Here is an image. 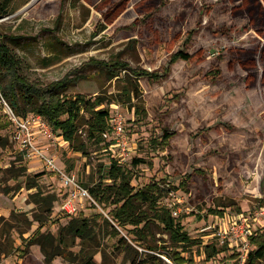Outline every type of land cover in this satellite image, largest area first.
<instances>
[{"label":"rangeland","instance_id":"374dc122","mask_svg":"<svg viewBox=\"0 0 264 264\" xmlns=\"http://www.w3.org/2000/svg\"><path fill=\"white\" fill-rule=\"evenodd\" d=\"M139 1L10 0L3 6L5 0H0V36L21 61L22 74L30 83L41 88L66 78V95L94 99L120 94L126 83L123 78L130 76V71L111 80L101 69L102 62H122L132 70L163 74L158 81L133 79L140 99L118 105L132 147L121 167L132 175L135 188L153 181L166 189L177 188L160 204L172 210L190 238L202 243L185 256H193L195 264H239L232 250L205 262L202 247L213 241L220 243L215 230L208 229L220 217L209 214L217 205L226 206L218 207L224 209V215L239 209L256 220L257 232L264 229V78L258 79L257 88L247 90L246 73L231 71L226 56L219 57L218 62L213 55L172 62L182 44H189L185 49L191 54L197 47L224 48L228 41L204 31L188 43L187 32L194 30L196 18L192 6L182 7L176 0L165 8L156 1L139 8ZM182 8L187 10L183 11V28L176 25ZM3 9L7 16L1 14ZM223 17L216 13L207 22L217 27ZM250 32H232L231 40L248 45L253 36ZM179 33L182 39L176 43ZM136 107H142L145 115L137 114ZM165 130L173 135L167 147L159 145ZM11 133L0 109V264H84L76 256L81 250L91 255L90 264H130L119 250L120 236L112 235L104 224L109 209L86 202L76 215L62 213L60 205L65 196L59 174L20 154L10 141ZM81 138L85 142V135ZM41 147L81 186L100 182L110 166L108 154L90 144L85 153L47 142ZM135 159L144 162L135 164ZM196 170L202 171L203 177L193 174ZM38 174V188L30 189L32 177ZM187 175L192 177L182 189L180 183ZM37 192L42 197L56 196L51 216L44 205L32 200ZM78 216L89 219L92 238L72 242L67 235L74 262L57 256L46 263L40 246L30 244L33 234L39 231L56 236ZM119 231L121 236L127 235ZM151 234L158 247L169 244L168 235L157 226L151 227ZM137 249L139 255L147 252ZM153 254L169 264L166 256Z\"/></svg>","mask_w":264,"mask_h":264},{"label":"trees","instance_id":"16d2710c","mask_svg":"<svg viewBox=\"0 0 264 264\" xmlns=\"http://www.w3.org/2000/svg\"><path fill=\"white\" fill-rule=\"evenodd\" d=\"M10 0H5L3 6H6ZM114 10V8H111ZM3 16H7L5 9L2 10ZM115 12V11H114ZM112 11V14H114ZM0 36V95L8 103L16 115L25 117L29 114L40 115L51 128L63 136L69 146L75 148L76 151L85 153L87 144L104 149L108 146L103 140V134L108 129L109 106L111 104H126L132 99H140V89L137 84H133V79L146 77L151 81H158L163 78V74L159 75L155 72H147L145 70H132L128 68L126 63L102 62V68L107 71L109 78L112 80L119 77L123 71H130V76L123 79L126 80L122 86L120 94L109 97L96 96L94 99L86 98L81 95H66L63 92L67 87V79L50 83L45 87H36L30 83L22 74L21 61L6 46ZM188 62L191 58L174 54L172 62L177 60ZM190 59V60H188ZM165 75V74H164ZM259 75V73H258ZM263 78V76H262ZM120 79V78H118ZM135 82V83H136ZM107 107H102L103 105ZM129 104V108H131ZM137 114L145 115L142 107H136ZM85 135V142L81 137ZM173 137L168 131H164L159 145L167 147L170 139ZM2 138L0 137V142ZM135 164L144 161L135 159ZM193 174L203 177L204 173L196 170ZM100 182L91 187L83 186L88 190L90 196L100 207L108 210V217L104 218V224L110 228V233L115 237H119L117 244L119 250L125 253L130 264H165L160 257L155 256L153 252L160 253L168 258L173 264H195L192 249L195 246L200 247L202 243L197 239H192L184 230L178 218H175L172 211L160 204V201L167 193L177 188L166 189L160 182H150L142 188H135L131 185L132 175L118 166L113 160L110 166L104 171ZM41 174L34 177L33 183L29 188H38L36 179ZM192 175H187L180 187L185 189ZM110 181L107 183L105 181ZM170 187V186H169ZM38 191V190H37ZM32 200L36 204L44 205L48 216L52 214L53 203L57 200L56 196L48 195L42 197L40 192L32 195ZM225 205H217L213 210H209V214L223 216ZM241 211L237 209V213ZM39 222V221H38ZM157 226L165 234L168 235L169 244L158 247L152 237L151 227ZM92 225L88 218L78 216L72 218L68 224L61 229V232L53 236L35 232L31 238L30 244H38L44 255L46 263L57 257H63L67 261L74 262V254L70 251L67 235H70L72 242L75 239L92 238ZM126 231V236H121L120 231ZM65 232V235H63ZM130 237V239H129ZM132 242L134 244H132ZM249 242L254 249L248 253L245 264H263L264 263V229L254 233ZM73 245H75L73 243ZM136 247V248H135ZM146 250L145 254L139 255L137 248ZM230 249L226 242L223 244L213 241L202 247L205 262L216 259L218 255L227 253ZM25 251V250H23ZM134 252L133 253L131 252ZM189 253V256H185ZM237 258L238 253H233ZM78 257L84 264L92 263V257L84 250L77 253Z\"/></svg>","mask_w":264,"mask_h":264},{"label":"built area","instance_id":"2783aa9c","mask_svg":"<svg viewBox=\"0 0 264 264\" xmlns=\"http://www.w3.org/2000/svg\"><path fill=\"white\" fill-rule=\"evenodd\" d=\"M0 109L12 128L10 141L15 144L18 152L35 164L59 174L65 196L60 205L62 213L68 216L76 215L84 208L86 202L97 205L88 190L78 184L73 176L66 175L58 168L54 158L48 157L46 149L41 147L47 142L68 148L69 144L63 136L54 131L40 115L29 114L25 117L16 115L1 95ZM109 109L111 111L107 122L108 129L102 136L108 146L103 151L108 154L110 161L113 160L118 166H122L128 161L132 147L125 132L124 118L118 104H111ZM255 221L244 212L228 214L217 217L215 225L208 229H214V236L219 237L220 243L226 242L230 250L239 254L237 259L239 264H245L248 253L253 250L249 238L257 232Z\"/></svg>","mask_w":264,"mask_h":264},{"label":"flooded vegetation","instance_id":"af4514ba","mask_svg":"<svg viewBox=\"0 0 264 264\" xmlns=\"http://www.w3.org/2000/svg\"><path fill=\"white\" fill-rule=\"evenodd\" d=\"M155 1L158 2V5H163L165 8L169 5V1L176 0H142L137 4L139 5V8H142L145 6V3L149 6L155 5ZM182 1L183 4L178 0L180 6L185 8L192 6L194 8L193 12L196 16L193 27L194 30L191 33L187 32V39H189L188 43H190L191 39L198 37L205 31L215 37H224L228 41V46L224 48L220 45L216 47L211 45L197 47V49L191 54H188V49L186 50L185 47L189 46V44H182V47L177 50L175 54L191 59L213 55L216 56L217 62L219 57L226 56L231 71L237 72V70H240L246 73L244 81L246 82L247 90L257 88L258 79L262 78V76L264 78V4L262 3V0ZM111 8L114 7L111 6ZM181 10L176 25L183 28V25H185L184 21L186 14H184L183 11L186 9L183 10L182 8ZM216 13L224 16L222 18V24L217 27H215L213 22H207V18H211ZM251 30L253 32H250ZM218 31H224L225 33L218 34ZM232 32L235 34H247V32L252 33L253 36L248 40L251 42L248 45L243 43H233L230 36ZM179 35L180 33L175 36L176 43L180 42L182 39L181 37L183 34L181 36ZM186 40H184V43ZM167 41L168 39H165V42ZM177 61H180V59ZM195 63L199 62L195 61Z\"/></svg>","mask_w":264,"mask_h":264}]
</instances>
